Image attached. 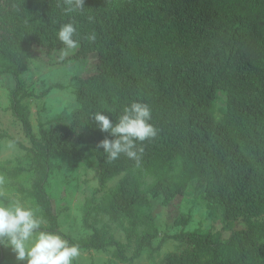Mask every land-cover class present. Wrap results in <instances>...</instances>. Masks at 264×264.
<instances>
[{"label":"trees","instance_id":"trees-1","mask_svg":"<svg viewBox=\"0 0 264 264\" xmlns=\"http://www.w3.org/2000/svg\"><path fill=\"white\" fill-rule=\"evenodd\" d=\"M74 4L0 0V76L16 84L14 116L32 143L31 148L19 144L32 156L28 170L34 173L31 189L20 191L45 214L41 229L82 251L115 246L119 259L130 264L122 251L131 249V242L123 245L94 229L89 241L76 243L60 231L45 189L52 161L68 158L76 165L92 155L102 183L160 161L169 167L151 190L132 193L123 183L102 212L147 224L140 209L152 204V195L167 201L189 186L220 208L228 223L242 220L246 228L226 242L214 232L165 236L163 242L178 245L160 264H264V0H83L81 9ZM66 23L76 26L79 42L70 60L97 55L98 71L75 78L77 109L48 128L40 126L37 138L30 113L21 106L30 97L21 76L37 48L48 54L66 48L57 36ZM220 93L226 96L223 108L217 106ZM133 101L150 106L158 135L139 145V161L123 154L109 161L98 144L114 137L100 131L92 117L102 112L115 121ZM157 236L139 237L131 259L159 253L160 247H153Z\"/></svg>","mask_w":264,"mask_h":264},{"label":"rangeland","instance_id":"rangeland-1","mask_svg":"<svg viewBox=\"0 0 264 264\" xmlns=\"http://www.w3.org/2000/svg\"><path fill=\"white\" fill-rule=\"evenodd\" d=\"M77 48H63L52 54L37 48V56L28 61V72L21 76L26 92L30 94L21 101V106L29 111L37 138L40 137V126L48 128L57 117L71 115L77 109L75 78H86L98 71L97 55L81 62L70 60ZM15 88L11 77L0 76V135H5V138H0V205L18 200L25 207L32 208L43 221L41 225L46 226L45 214L36 201L20 191L21 187L31 189L34 173L28 170L33 165L32 156L19 146L22 144L31 148L32 143L25 134L23 123L14 116L11 93ZM219 98L217 106L225 107V94L220 93ZM168 167V163L160 161L142 164L102 183L92 155L76 165L71 164L68 158L53 160L45 189L58 217L60 231L74 242L83 243L94 236L96 229L123 245L131 242V249L122 251L130 264H160L178 245L172 240L163 242L165 236L180 232H214L219 234L222 242H226L233 232L246 228L242 220L228 223L220 208L209 204L200 191L189 186L181 195L167 201H158L155 194L152 195V204L140 209L143 216H148L147 224L113 219L102 212L121 184H127L132 193L148 192L164 177ZM19 168L26 171L16 175L15 171ZM147 233L158 235L153 247H160V252L154 255L145 252L140 258L132 260L138 238ZM3 256L1 264H26L16 259L10 246H3ZM73 264L125 263L119 259L116 247L110 246L99 251L80 250Z\"/></svg>","mask_w":264,"mask_h":264},{"label":"clouds","instance_id":"clouds-1","mask_svg":"<svg viewBox=\"0 0 264 264\" xmlns=\"http://www.w3.org/2000/svg\"><path fill=\"white\" fill-rule=\"evenodd\" d=\"M82 5L83 0H75V9L83 8ZM75 35L76 26L72 23L61 25L57 31L59 41L67 49L78 47ZM92 120L100 131L114 137L98 144L109 161L118 159L121 154L139 161L143 152L139 145L158 135V129L151 123L152 109L140 101L125 106L115 121L102 112H96ZM42 223L32 208L18 200L0 205V244L10 246L16 259L26 264H73L80 255L79 246L70 244L56 232L42 230Z\"/></svg>","mask_w":264,"mask_h":264}]
</instances>
